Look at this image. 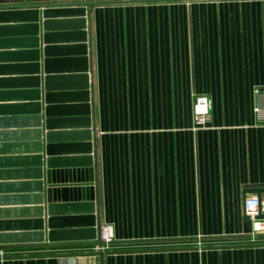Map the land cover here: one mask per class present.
Instances as JSON below:
<instances>
[{
  "label": "crops",
  "instance_id": "crops-1",
  "mask_svg": "<svg viewBox=\"0 0 264 264\" xmlns=\"http://www.w3.org/2000/svg\"><path fill=\"white\" fill-rule=\"evenodd\" d=\"M119 1L128 0H0V8L93 4L87 44L94 181L77 185L95 186L101 226L114 245L99 253L87 250L95 242L51 244L46 237L45 244L4 247L13 255L0 264H264V233L253 241L244 210L246 198L264 199L256 192L264 189V126L253 111L254 89L264 86V0ZM24 24L0 19V223L35 219L42 206L47 233L46 196L39 205L29 185L38 158L45 180L48 158L43 47L81 43L58 28L46 43L40 23L36 49ZM32 64L41 75H33ZM81 70L51 72L67 78ZM33 76H42L39 101L30 93ZM82 84L69 79L53 88L56 95L81 94ZM197 96L212 101L201 130L194 123ZM60 97L51 105L54 144H87L77 134L87 130L78 119L82 109H64L85 106V99ZM35 104L43 117L42 153L27 133L34 124L24 121ZM83 152L53 158H86Z\"/></svg>",
  "mask_w": 264,
  "mask_h": 264
},
{
  "label": "water",
  "instance_id": "water-1",
  "mask_svg": "<svg viewBox=\"0 0 264 264\" xmlns=\"http://www.w3.org/2000/svg\"><path fill=\"white\" fill-rule=\"evenodd\" d=\"M135 3V0L119 1L118 3ZM93 4H66V5H26L18 6L15 8H0V19H19L27 24L23 28L31 31V38L35 44L34 48L38 49V36L40 35V26L42 24L43 39L48 43L52 39V35L48 34L51 28H58V31H71L65 36H71L78 39L76 46H48L45 44L43 47L44 55V91H45V128L47 129L44 135L46 145L45 152L47 155L46 172L44 180V169L42 167L43 159L35 158L38 160V168L33 172L36 174L34 177L36 182H31L29 185L36 187L35 199L39 201V205H43L44 194L48 203L47 206V233L45 232L44 208L39 206L36 208L38 214L32 220H18L8 223H0V249L15 245V244H45L46 237L48 243H66V242H96L99 240L102 226L99 218V211L96 210V191L95 186H79L77 184L94 181L93 168L94 160L93 153V136L94 126L92 129L91 119V98L90 90L92 89L91 75L89 74V57L90 45L88 43V8ZM42 19V21H41ZM41 23V24H40ZM36 56L38 62V52H32ZM55 53H60V57H69L62 59H54ZM71 65L82 69V75L74 77H54L52 76V69L57 67H66ZM33 71V75L40 74V65L32 64L29 68ZM41 77L33 76L31 83H34L33 92L39 101L41 90ZM69 79L82 80V93L71 95H56L53 87L65 85ZM30 82V81H29ZM59 96L60 98L80 97L84 98L85 106L82 107H65L64 109H82L79 116L81 123L85 124V131L77 134H82L88 141L85 145L77 146H57L53 140L56 134L52 132V126L56 125V121L51 119L55 111L51 105L53 100ZM89 103V104H88ZM41 105L35 104L33 116L26 117L24 121H29L34 124L33 130H29L35 136L36 142L34 144L39 153L43 151V117L41 116ZM78 117V116H77ZM78 121V120H77ZM58 151H84L86 158H64L55 159ZM257 193H263L264 189H259ZM62 211V212H61ZM72 211V212H70ZM77 211V212H75ZM71 215V216H68ZM79 215V216H77ZM264 218V217H263ZM76 223L75 225L67 226V223ZM60 224H65L60 226ZM9 226L25 227L19 229H4ZM14 230V231H13ZM19 231V233H14ZM24 231V232H20Z\"/></svg>",
  "mask_w": 264,
  "mask_h": 264
},
{
  "label": "built area",
  "instance_id": "built-area-1",
  "mask_svg": "<svg viewBox=\"0 0 264 264\" xmlns=\"http://www.w3.org/2000/svg\"><path fill=\"white\" fill-rule=\"evenodd\" d=\"M254 114L258 125L264 126V86H257L254 89ZM212 114V101L207 96H197L194 100V123L195 130L205 129L210 123ZM244 210L248 218L253 225L252 236L264 233V199L258 196H251L244 201ZM99 240L101 244L96 241L95 251L103 253L107 251L111 244H113V238L110 232L106 229H102ZM198 247L202 244L199 242ZM5 257V252L0 249V258Z\"/></svg>",
  "mask_w": 264,
  "mask_h": 264
},
{
  "label": "trees",
  "instance_id": "trees-1",
  "mask_svg": "<svg viewBox=\"0 0 264 264\" xmlns=\"http://www.w3.org/2000/svg\"><path fill=\"white\" fill-rule=\"evenodd\" d=\"M3 250H4V248H2ZM114 249V245L113 244H111L110 245V247H109V249L108 250H113ZM87 250H94L93 248H91V249H87ZM4 252H5V255L7 256V254L10 256V255H13L11 252H8L7 250L5 251L4 250ZM37 254H41V253H43V251H41V250H37V251H35Z\"/></svg>",
  "mask_w": 264,
  "mask_h": 264
}]
</instances>
